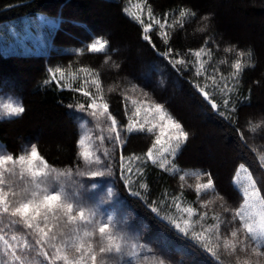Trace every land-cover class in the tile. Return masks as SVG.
Listing matches in <instances>:
<instances>
[{
	"label": "snow or ice",
	"instance_id": "1",
	"mask_svg": "<svg viewBox=\"0 0 264 264\" xmlns=\"http://www.w3.org/2000/svg\"><path fill=\"white\" fill-rule=\"evenodd\" d=\"M123 11L141 27V39L173 70L191 71L192 83L210 109L236 124L238 105L243 106L249 99L238 93L243 72L255 67L254 51L236 45L225 47V52L235 51L237 56L231 71L225 74L218 65L228 61L214 62L213 50L208 46L209 40L215 43L214 37H208L197 50L189 49L190 58L170 44L174 33L196 17L191 7L181 6L178 11L165 12L161 18L149 0H136L135 11L128 7ZM200 19L203 26L197 31L203 33L209 29L212 15L205 14ZM154 36L159 38L163 50ZM73 51L76 55L103 53L106 64L111 61L117 72L121 68L112 59L110 52L114 50L104 37H94ZM47 72L43 85L55 84L85 98L67 105L81 121L76 160L59 168L42 155L35 143L25 145L18 154L0 147V264H172L163 255L165 249L158 255L139 232L126 227V221L106 216L101 210L104 201L97 203L88 194L102 184L115 187L117 182L181 240L189 242L190 248L209 255L217 264H231L224 257H232L234 264H264V184L258 186L243 163L233 177L241 199L238 206L232 207L217 192L211 172L186 171L174 163L190 133L162 103L146 92L142 93L143 99L133 98L128 93L136 92V86L131 85L123 94L127 123H121L110 110L99 71L87 66L74 71L71 66H57ZM77 80L79 85L73 87ZM25 112L18 99L0 103V119L21 117ZM262 124L264 120H249L243 129L237 126L235 131L247 144L245 133L256 134ZM132 133L153 137L151 147L143 155L125 154L127 137ZM253 150L264 165V144ZM149 164L178 175L181 182L186 177L194 178L196 200L187 201L181 183V191H165L160 198L150 201L146 179ZM205 194L212 198L202 199ZM112 195L113 189H109L108 196ZM215 198L221 201L218 212L209 208Z\"/></svg>",
	"mask_w": 264,
	"mask_h": 264
},
{
	"label": "trees",
	"instance_id": "2",
	"mask_svg": "<svg viewBox=\"0 0 264 264\" xmlns=\"http://www.w3.org/2000/svg\"><path fill=\"white\" fill-rule=\"evenodd\" d=\"M135 3L136 0H0V32L10 30L8 23L23 24L25 17L37 19L45 15L58 19V25L46 37L49 50L5 53L0 47V98L5 99L4 103L18 99L26 108L21 117L0 119V147L18 154L25 145L35 143L55 166L63 168L73 164L82 129L78 114L67 105L85 98L68 89L61 90L55 84L45 86L43 81L49 68L71 66L74 71L87 66L99 71L110 110L121 123H127L123 94L131 85L136 86V92L128 93L133 98L143 99L142 93L146 92L154 101L162 103L190 133V139L174 163L186 171L211 172L219 195L230 206H238L241 197L233 177L241 163L252 172L258 186L264 184V165L258 152L253 150L264 144V124L256 134L245 133L247 144L235 131L237 126L243 129L249 120L253 123L264 120V0H149L161 18L165 12L178 11L181 6H189L197 13L170 41L186 58L191 57L189 49L197 50L208 37H214L215 43L208 42L214 53L213 61L227 60V64L218 65L227 74L237 56L235 51L225 52V47L236 45L239 49L254 51L255 67L243 72L238 93L249 99L243 106L238 105L236 124L210 109L194 87L191 71L176 72L141 39V27L123 11L125 7L135 11ZM205 14H211L212 21L209 29L202 33L197 29L203 26L200 18ZM94 37L110 41V49L114 50L110 52L112 59L121 65L118 72L111 67V61L104 62L103 53H74V49L81 48ZM153 38L163 50L159 38ZM11 80L18 82V88L10 85ZM78 85L79 80L73 87ZM87 119L91 127V118ZM152 142L153 137L147 133H132L127 137L124 152L143 155ZM146 179L150 201L160 198L165 191H181V183L187 201L196 200L194 186L197 181L192 177L181 182L178 175H170L149 164ZM109 189L114 192L111 197ZM92 192L96 193L97 203L104 201L101 210L106 216L126 221V227L139 232L158 255L162 248L165 249L163 255L172 264H217L209 255L190 248L189 242L181 240L161 223L150 208L125 191L121 183L117 182L115 187L105 183ZM201 198H212V195L205 194ZM220 203L219 198H215L209 208L218 212ZM224 259L234 264L232 257Z\"/></svg>",
	"mask_w": 264,
	"mask_h": 264
},
{
	"label": "rangeland",
	"instance_id": "3",
	"mask_svg": "<svg viewBox=\"0 0 264 264\" xmlns=\"http://www.w3.org/2000/svg\"><path fill=\"white\" fill-rule=\"evenodd\" d=\"M22 23L23 24L15 22L8 23L7 25H9L10 30L0 32V47L3 52L27 54L50 49V43L46 37L53 31V28L58 25V19L39 15L37 19L25 17ZM147 78L143 77L145 80H147ZM9 83L13 87L19 85L15 80H11ZM4 102L5 99L0 98V103ZM35 139L40 140V138ZM212 163L215 164L214 161H212ZM243 175L244 174L241 173V178H243ZM236 187L238 188L237 185ZM89 195L95 200L96 193L90 190Z\"/></svg>",
	"mask_w": 264,
	"mask_h": 264
}]
</instances>
